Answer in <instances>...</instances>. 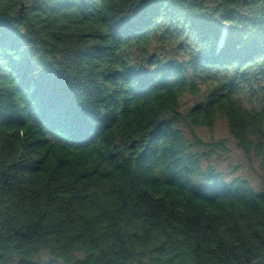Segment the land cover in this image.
I'll list each match as a JSON object with an SVG mask.
<instances>
[{
    "label": "trees",
    "instance_id": "1",
    "mask_svg": "<svg viewBox=\"0 0 264 264\" xmlns=\"http://www.w3.org/2000/svg\"><path fill=\"white\" fill-rule=\"evenodd\" d=\"M0 264H264V0H0Z\"/></svg>",
    "mask_w": 264,
    "mask_h": 264
},
{
    "label": "rangeland",
    "instance_id": "2",
    "mask_svg": "<svg viewBox=\"0 0 264 264\" xmlns=\"http://www.w3.org/2000/svg\"><path fill=\"white\" fill-rule=\"evenodd\" d=\"M198 135L209 143L205 148V152H208L210 157L207 162L204 161V166H208L209 163L214 164L220 172L230 177H245L254 188L260 189L262 171L259 160L249 161L247 159L243 151L237 147L224 118H218L212 127L199 128Z\"/></svg>",
    "mask_w": 264,
    "mask_h": 264
}]
</instances>
